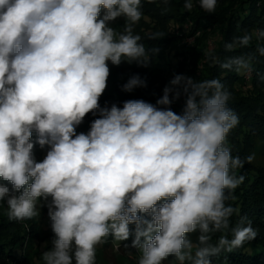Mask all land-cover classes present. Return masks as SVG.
Instances as JSON below:
<instances>
[{"label":"clouds","instance_id":"9594fccd","mask_svg":"<svg viewBox=\"0 0 264 264\" xmlns=\"http://www.w3.org/2000/svg\"><path fill=\"white\" fill-rule=\"evenodd\" d=\"M156 2L0 0V205L16 222L47 209L52 236L39 264H97L109 237L131 240L123 246L137 251L136 264H212L257 237L230 203L246 179L237 171L255 154H232L228 138L240 119L220 78L175 74L155 103H100L110 66L148 67L158 55L135 32L144 3ZM218 3L184 0L183 9L213 14ZM119 19L122 31L113 26ZM237 30L224 51L255 40L264 57V29ZM254 59L210 55L237 74H250ZM121 87L131 93L147 81L134 74Z\"/></svg>","mask_w":264,"mask_h":264},{"label":"trees","instance_id":"16d2710c","mask_svg":"<svg viewBox=\"0 0 264 264\" xmlns=\"http://www.w3.org/2000/svg\"><path fill=\"white\" fill-rule=\"evenodd\" d=\"M184 0H170L165 5L161 0L156 3H144L142 11L149 22L142 21L135 32L142 36L146 48H159L158 55L153 56L152 64L148 67L136 66L131 70V76L139 74L147 81L146 88H137L131 93L123 92L127 99H143L155 103L162 95L163 88L167 85L163 81L165 72L171 71L173 75L183 74L197 80L220 78L231 91L232 98L229 107L239 116L240 123L229 135V144L233 156L239 155L242 159L258 152L264 154V57L255 53L256 42L252 46L226 53L224 44L230 42L236 35H241L247 29H264V0H219L218 9L213 14L202 11L198 6L191 13L183 9ZM184 16L192 20L187 27V34L201 31V36L193 44L183 47L178 44L182 34L175 35L169 30L170 24L181 31ZM146 29L153 32L161 31L165 36L158 40H148ZM150 32V34H151ZM195 34V33H194ZM210 42L213 48H210ZM254 55V70L250 74H237L214 66L210 55L225 56ZM174 58L179 59L173 63ZM164 60L165 67L158 63ZM181 67V68H180ZM181 70V71H179ZM133 95L131 98H129ZM103 101H109L110 96H104ZM109 105V104H108ZM183 97L172 105L174 111L179 113L182 109ZM104 106V105H103ZM91 121V120H90ZM83 123L84 128L78 132H86L89 122ZM237 174L245 175L244 183L235 191L237 197L232 203L239 207L240 214L247 216L252 221V226L257 230V237L246 242L243 247L231 253H223L218 258H213L212 264H264V169L255 166L254 162L245 164ZM11 187V185H9ZM237 218L233 217V222ZM28 223L9 221L7 214L0 216V264H27L29 255L25 252L24 244L27 241ZM195 239V237H193ZM116 244L124 249L123 243L109 237L105 245ZM134 250V249H128ZM171 259V258H170ZM167 263V262H166Z\"/></svg>","mask_w":264,"mask_h":264},{"label":"rangeland","instance_id":"374dc122","mask_svg":"<svg viewBox=\"0 0 264 264\" xmlns=\"http://www.w3.org/2000/svg\"><path fill=\"white\" fill-rule=\"evenodd\" d=\"M196 8V7H194ZM218 9V6H217ZM186 19L181 26V31L177 30L178 28H174L173 24H170L172 32H174L175 35L182 34L179 39V43L181 46L185 47L188 44H193L197 39V37L201 36V29L199 31L194 32L192 35L187 34V27L191 24L192 20L189 18V16H184ZM142 21H148L149 20L143 16L140 22L136 25L140 26ZM123 19L117 20L113 26L117 28L118 31H122L123 28ZM135 27V29H136ZM141 30H144L143 33H146L147 35L150 34L151 31L141 28ZM152 33V32H151ZM210 48H213L212 42H210L209 45ZM179 59L174 58L173 63H178ZM158 63L161 64V67H165L167 64L164 60L158 59ZM140 68L142 66L138 65L137 63L133 62L132 64L128 63H122L119 67L116 66H110L111 67V75L108 80V88L104 95L101 97L100 103L101 105H105L106 103L110 105L109 101H103L102 98L104 96H110V101L112 100L113 103L121 104L123 101L126 100V97L123 96V92L121 91V86L127 81V79L131 76V70L134 67ZM181 68V67H180ZM181 71V70H179ZM173 73L171 71L165 72L163 76V81L168 84L170 79L173 78ZM123 94V95H122ZM133 95H131L129 98H131ZM93 119V117L89 116L85 121H90ZM79 128H84L83 124ZM255 159L254 164L255 166L261 167L264 169V154H258V152H255ZM45 155V151L39 149L37 146L35 149V156L37 160H40ZM6 204L0 205V216L6 215ZM23 223H28V237L27 241L24 244L25 252L29 255L30 262L27 264H39L40 261V255L41 252L44 251V248L41 247V245L44 244L45 241H49L51 239L52 233L49 228V222L47 217V209L43 208L41 209L40 216L32 219V220H26L22 221ZM130 249V248H128ZM124 247V249H120L117 247L116 244H108V245H102L98 248L97 251V264H136L138 259V253L134 250H128ZM167 264V263H166Z\"/></svg>","mask_w":264,"mask_h":264}]
</instances>
